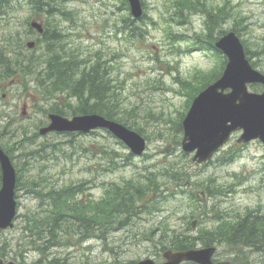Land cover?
Wrapping results in <instances>:
<instances>
[{"label": "rangeland", "instance_id": "obj_1", "mask_svg": "<svg viewBox=\"0 0 264 264\" xmlns=\"http://www.w3.org/2000/svg\"><path fill=\"white\" fill-rule=\"evenodd\" d=\"M141 1L145 15L138 20L127 0H61L65 15L13 3L0 17V45L18 40L25 66L39 70L49 58L47 41L30 28L34 23L43 27V33L49 28L64 34V40L55 45L60 54L76 55L77 62L87 68L103 63L102 73L117 92L114 101L125 113L121 117L147 140L145 154L129 158L131 150L102 130L82 136L49 133L36 139L34 135L51 124L49 115L56 114H46L45 106L67 104L69 98L59 95L46 103L35 82L31 83L32 75L17 82L0 74V149L18 171V214L13 229L0 231L2 257L22 264L40 260L27 245L31 235L25 228L27 218L47 209L40 206L42 198L37 194L44 186L61 189L83 184L90 196L101 199L112 184L163 174L171 166L182 172L183 185L169 186L177 191L158 205L161 212L142 215L140 221L110 235L109 242L92 240L78 249L52 250L51 258L70 264H138L148 259L160 263L165 250L150 238L156 229L163 234L155 241L165 236L169 243L174 229L201 237V232L236 222L237 215L244 216L248 210L264 215V146L258 141L239 145L237 134L212 161L198 165L195 154L183 152L181 130L194 95L220 64L206 37L236 30L255 54L256 69L264 72V0ZM224 7L230 16L222 15L209 29L207 12ZM31 41L36 42L33 48L27 45ZM70 102L67 115H58L75 116L80 104ZM117 153L122 154L118 161ZM259 233L244 237L249 242L214 243L213 263L264 264V251L255 250L264 247ZM196 247L209 248L199 241Z\"/></svg>", "mask_w": 264, "mask_h": 264}, {"label": "trees", "instance_id": "obj_2", "mask_svg": "<svg viewBox=\"0 0 264 264\" xmlns=\"http://www.w3.org/2000/svg\"><path fill=\"white\" fill-rule=\"evenodd\" d=\"M60 1L0 0V17L6 14V9L13 3L20 4L21 2L34 8L43 9L46 7L45 13L57 12L65 15L66 13L60 8ZM227 9L224 7L219 12H207L209 29L214 26L216 20L222 18V15L230 16ZM135 29L139 30V28ZM222 34L223 31L219 35ZM43 39L48 43L46 55L49 58L40 66L39 70L31 65L25 66L23 46L18 43V40L11 41L5 46L0 45V74L3 75L2 77L5 80L19 82L21 78L24 79L32 75L31 83L35 82L46 103L49 100H57L59 95L69 98L67 104L60 105L62 103L56 102L53 105L45 106L46 114L67 115L66 108L73 105V102L70 101H74L80 104V108L74 110L75 116L99 114L140 133L134 124L125 122L126 120L121 117L125 113L121 111L120 104L114 101L117 92L114 91L113 82L105 78L102 73L100 66L103 63L98 64L97 67L87 68L77 62L76 55L60 54V50L55 48V45L64 40V34L60 30L46 29ZM208 39L211 41L212 49H215L216 40L213 39V34L208 36ZM246 51L250 61H254L255 54L248 49ZM218 53L220 64L199 92L222 75L226 58L220 52ZM26 89H29V86H26ZM251 89L254 92L262 91V87L258 85L252 86ZM34 137L37 139L39 135L36 133ZM26 138L28 139L29 136ZM116 156L115 159L118 161L122 154L117 153ZM161 173L163 174L149 173L138 180L131 179L120 184H112L111 188L105 189L101 199H95L93 195L90 196L83 184L69 185L61 189L44 186L43 191L36 193L40 199L42 198L40 206L44 205L47 209L27 218L29 225L25 230L29 231L31 235L27 245L31 250L41 255L40 262L42 264H44L43 259L49 264H70L57 256L51 258L52 250L59 247L78 249L92 240L109 242L110 235L124 231L131 224L140 221L142 215L161 212L162 209L158 205L169 197L168 193L173 195L177 191L173 192L169 186L175 184L180 187L183 185L181 170L171 166ZM161 178L163 180L160 182ZM35 187H38L37 184ZM160 193H162L161 197H159ZM237 216L239 219L236 222L227 223L214 231L201 232L199 234L201 237H192L190 233L187 235L189 230L174 229L171 242H166L165 236L160 241H155L157 236L161 237L163 234L160 228L152 231L150 238L154 239L157 247L165 251L166 249L173 251L194 249L198 245V241L205 246L217 242H242V239L246 240L244 237L254 235L257 231H260L259 235L264 238V215H260L259 211L249 210L244 216ZM137 236L138 234H136ZM256 250L264 251V247H256ZM0 256L2 255L0 254Z\"/></svg>", "mask_w": 264, "mask_h": 264}, {"label": "water", "instance_id": "obj_3", "mask_svg": "<svg viewBox=\"0 0 264 264\" xmlns=\"http://www.w3.org/2000/svg\"><path fill=\"white\" fill-rule=\"evenodd\" d=\"M132 14L136 19L143 16L140 0H129ZM32 27L42 34L43 27L37 23ZM30 48L34 43L29 44ZM217 48L228 58L223 76L203 91L183 122V150L196 153L194 162L198 165L210 161L231 139L236 132H243L239 143H250L259 140L264 144V92L253 93L249 85L264 86V74L256 71L247 60L241 40L235 33H229L218 43ZM51 124L41 130V135L50 132H80L88 134L96 129H106L123 141L138 156L146 150V140L137 132L122 124L108 120L100 115L77 116L73 119L59 115L49 116ZM0 165L3 173V186L0 191V229L14 226L17 215L15 199L16 171L9 156L0 149ZM215 248L191 250L185 252H167L164 264H212ZM0 264H6L0 258ZM7 264H16L9 262ZM139 264H157L153 260H145Z\"/></svg>", "mask_w": 264, "mask_h": 264}, {"label": "flooded vegetation", "instance_id": "obj_4", "mask_svg": "<svg viewBox=\"0 0 264 264\" xmlns=\"http://www.w3.org/2000/svg\"><path fill=\"white\" fill-rule=\"evenodd\" d=\"M7 260V259H6ZM8 261H10L9 259H8Z\"/></svg>", "mask_w": 264, "mask_h": 264}, {"label": "bare ground", "instance_id": "obj_5", "mask_svg": "<svg viewBox=\"0 0 264 264\" xmlns=\"http://www.w3.org/2000/svg\"><path fill=\"white\" fill-rule=\"evenodd\" d=\"M49 92V91H48Z\"/></svg>", "mask_w": 264, "mask_h": 264}]
</instances>
